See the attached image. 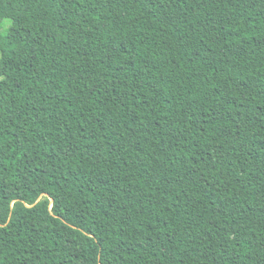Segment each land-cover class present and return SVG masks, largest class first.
I'll list each match as a JSON object with an SVG mask.
<instances>
[{"label":"trees","instance_id":"1","mask_svg":"<svg viewBox=\"0 0 264 264\" xmlns=\"http://www.w3.org/2000/svg\"><path fill=\"white\" fill-rule=\"evenodd\" d=\"M0 264H264V0H0Z\"/></svg>","mask_w":264,"mask_h":264}]
</instances>
